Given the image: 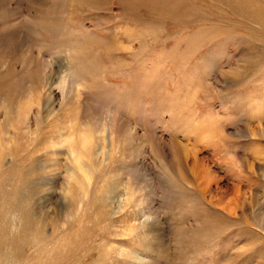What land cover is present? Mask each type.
<instances>
[{
	"label": "rangeland",
	"instance_id": "1",
	"mask_svg": "<svg viewBox=\"0 0 264 264\" xmlns=\"http://www.w3.org/2000/svg\"><path fill=\"white\" fill-rule=\"evenodd\" d=\"M0 264H264V0H0Z\"/></svg>",
	"mask_w": 264,
	"mask_h": 264
},
{
	"label": "bare ground",
	"instance_id": "2",
	"mask_svg": "<svg viewBox=\"0 0 264 264\" xmlns=\"http://www.w3.org/2000/svg\"><path fill=\"white\" fill-rule=\"evenodd\" d=\"M3 195V194H2ZM9 205V204H8ZM11 262V261H10Z\"/></svg>",
	"mask_w": 264,
	"mask_h": 264
}]
</instances>
